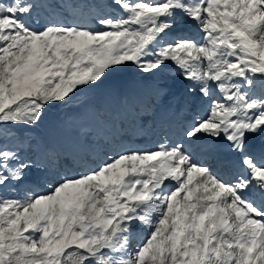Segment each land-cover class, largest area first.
<instances>
[{"label": "snow or ice", "instance_id": "1", "mask_svg": "<svg viewBox=\"0 0 264 264\" xmlns=\"http://www.w3.org/2000/svg\"><path fill=\"white\" fill-rule=\"evenodd\" d=\"M61 3L0 0V264H264V0H105L96 28L38 15ZM133 69L196 112L183 141L88 163L32 134Z\"/></svg>", "mask_w": 264, "mask_h": 264}, {"label": "rangeland", "instance_id": "2", "mask_svg": "<svg viewBox=\"0 0 264 264\" xmlns=\"http://www.w3.org/2000/svg\"><path fill=\"white\" fill-rule=\"evenodd\" d=\"M110 11L112 9L105 6V0H62L60 8H41L38 9V15L66 24L74 23L96 28L99 27L96 18ZM158 103L149 84L133 69L122 76L110 78L104 88L78 94L67 108L51 112L46 122L34 129L32 134L58 152L90 163L92 160L102 159L105 153L113 154L111 150L128 149L134 140L133 133L135 137L138 134L136 139L142 138L144 133L151 134L152 127H143L142 118L148 121L145 116L150 117L153 111H158L159 108L153 110ZM185 106L190 108L187 102ZM188 109L183 106L182 121L190 115L191 110ZM84 129L89 130L87 134L84 133ZM141 129L144 133L140 135ZM172 133H176L175 130ZM179 133V137L171 135L170 141H183V133L178 132L176 135ZM160 134L156 137L159 144L161 140L164 143L170 136L167 130L161 131ZM115 145L119 146L115 148ZM133 145L138 147L136 143ZM200 148L201 145L194 147V150H188L196 152ZM197 156L203 157V154ZM222 168L223 173L227 174L230 171V165L225 164Z\"/></svg>", "mask_w": 264, "mask_h": 264}, {"label": "bare ground", "instance_id": "3", "mask_svg": "<svg viewBox=\"0 0 264 264\" xmlns=\"http://www.w3.org/2000/svg\"><path fill=\"white\" fill-rule=\"evenodd\" d=\"M160 103L161 102L158 103V106L156 108H153V110H156L159 108L158 111H153L152 115L150 117L145 116L148 118V121L150 120L149 122L146 120V118H144V117L142 118L143 127H146V126L152 127L151 134L144 133V131H142V129H141L140 135L142 133H144V134H143L142 138L136 139V137H138V134L135 137L134 136L135 134L133 133V137H134L133 139L134 140H132L131 146H129L128 149L137 150V149L154 148L156 145L159 144L156 142L157 141L156 137L161 135L160 134L161 131H166V130L170 136L168 137L167 140L165 139L164 142L172 143L173 141L172 142L170 141L171 135H175L176 137H179L180 133L178 135H176V133H178V132L183 133L184 129H185V127L183 128V126H188V124L192 120L193 116L196 115V112H194L191 108H189V109L186 108V106H185L186 101L181 97H177L174 100L165 101L159 107ZM173 104L175 107H173ZM183 106L185 107V109H188L191 111L189 112L190 115L185 117L182 121ZM167 118H168V120H167ZM165 120H167V121H165ZM180 120H181V122H180ZM143 130H145V129H143ZM174 130L176 133H172V131H174ZM173 139H175V138H173ZM133 141H135V142H133ZM162 142H163V140H161V143ZM135 143L138 145V147L136 145H133ZM199 145H201V148L198 151H196V152L192 151L191 152V153H193L194 157L196 159L200 160L201 162L210 165L217 173L221 172V175H226V173H223L222 167H224L225 164L230 165V157L227 154V150L226 149H220V150L209 149L202 142H194L191 144L185 143V146L190 150H194L193 148L198 147ZM118 146L119 145H115L114 147L116 148ZM115 151H119V150L118 149L117 150H111V153H114ZM200 154H203L204 158L201 156H197ZM210 155H212V157ZM223 159H224V162H223ZM218 165H220V166L218 167Z\"/></svg>", "mask_w": 264, "mask_h": 264}]
</instances>
